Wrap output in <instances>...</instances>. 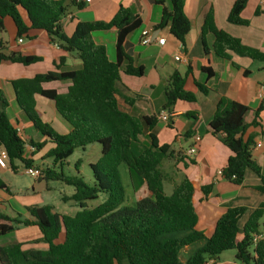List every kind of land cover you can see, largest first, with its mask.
Masks as SVG:
<instances>
[{
	"label": "trees",
	"instance_id": "16d2710c",
	"mask_svg": "<svg viewBox=\"0 0 264 264\" xmlns=\"http://www.w3.org/2000/svg\"><path fill=\"white\" fill-rule=\"evenodd\" d=\"M168 1L170 7L163 8L154 29L168 27L170 35L184 44L190 31V22L183 10L184 0ZM155 2L163 4L162 0ZM247 2L234 0L227 16L229 24L248 25L249 22L241 18ZM70 7L82 10L83 3L76 0H0V33L4 31V18L9 17L15 25L17 38H22L29 30H42L51 44L80 62L77 70L58 72L65 60L60 57L58 64L54 63L55 71L11 81L18 108L34 130L45 138L44 142H25L20 138L6 116L7 102L0 91V151L5 153L7 167L14 174L16 162L25 169H37L32 157L45 145H51L42 159H51L53 165L39 169L40 176L35 180L58 181L71 186L73 194L69 199L78 208L73 217L56 213L48 205L28 207L25 218L19 214L9 217L0 212V236L22 227L34 228L40 238L33 244L39 242L44 246L43 249H24L25 243L0 246V264H182L180 255L185 248H189V252L183 264H207L231 250L238 264H264V239L258 238L264 203L248 216L242 227L238 223L246 210L228 208L216 221L212 235L205 236L196 229L194 187L177 168L183 163L186 169L194 165V160L175 149L176 140L159 145L155 128L161 121L157 116L136 117L119 108L118 98L128 106L133 105L132 98L121 95L120 73L136 78L145 73L143 66L134 64L124 46L126 38L141 26L139 16L129 8L120 7L108 22H77L68 37L63 32L61 20ZM18 8L27 13L30 26H26ZM110 30L116 32L114 61L109 59L105 46L97 44L92 36L95 32ZM208 34L213 37L212 51L217 58L228 61L230 54H234L264 64V52L243 45L238 38L216 28L212 11L205 15L201 27L206 56L204 37ZM6 48V43L0 40V65L29 66L41 61L35 56L6 53ZM204 72L212 76L209 70ZM186 76L187 73L182 75L174 71L166 81L160 111H166L170 118L177 101L193 103L196 100L195 94L185 89ZM51 82L70 85L65 93L42 87ZM194 85L201 94L208 93L203 84L194 82ZM35 96L52 104L69 127L68 133L57 132L41 119ZM247 112L246 106L222 97L215 105L209 127L213 136L232 153L221 170V178L241 186L245 172L250 170L260 179V185L253 189L264 195V174L251 155L253 141L242 137L247 129L244 122ZM183 117L194 122L182 135L186 140L191 137L197 118L192 113ZM166 125L172 128L171 119ZM26 144L34 149L28 158L24 156ZM91 144L100 146V156L89 165L92 177L89 185L78 175H65L61 166L76 149ZM78 164L79 161L76 166ZM57 165L60 170L56 169ZM120 165L126 166L140 182L138 186L146 190V196L138 198L130 207L122 206L125 191L118 170ZM166 183L172 184L169 194L165 193ZM0 190L11 196L1 179ZM201 191L207 198L213 192V185L203 186ZM100 194L106 195L105 200L88 209L86 203L96 200Z\"/></svg>",
	"mask_w": 264,
	"mask_h": 264
},
{
	"label": "crops",
	"instance_id": "0c3cea01",
	"mask_svg": "<svg viewBox=\"0 0 264 264\" xmlns=\"http://www.w3.org/2000/svg\"><path fill=\"white\" fill-rule=\"evenodd\" d=\"M76 1L83 3V9L76 10L70 7L61 20L63 32L68 37L72 35L77 22H108L120 7L131 9L141 19V26L126 38L124 46L134 64L143 66L145 73L141 78L120 73L119 90L121 95L133 99V105L128 106L121 98H118L119 108L123 112L136 117L157 116L164 102V87L169 76L174 71L182 75L187 73L185 89L194 93L196 100L193 103L182 101L175 103L170 118L172 128L169 129L162 122H159L155 128L158 143L159 145L171 144L176 140L175 149L182 151L187 159L194 160V165H189L186 169H184L183 163H179L177 168L187 176L194 187L193 203L198 215L196 229L203 232L205 236L210 237L218 218L228 208L235 207H242L246 210L238 223L239 227H242L248 216L264 203V195L253 189L260 185V179L252 171L247 170L243 184L236 186L223 180L221 175H218L232 153L213 136L209 123L214 114L215 105L222 97L246 106L248 112L244 117V122L247 124V129L242 137L243 140L252 139V158L261 167L264 174V93L262 92L264 87V64L234 54H230V60L228 61L217 58L212 51L213 37L210 34L204 37L208 53L206 56L201 41V27L205 15L212 11L217 29L238 38L243 45L264 52V0H248L245 9L241 13V18L249 22L247 26L232 25L227 22V16L234 0H184L183 10L190 22V31L184 44H181L170 35L168 27L154 29L160 21L163 8L170 7L168 0H162V5L157 4L155 2L157 0ZM18 11L26 26H30L27 13L22 8H18ZM256 11H259V14H255ZM3 22L4 31L0 33V40L6 43V53L16 52L23 56H35L41 59V61L29 66L20 64L0 65V91L7 102L5 113L23 141L32 140L41 143L45 141V138L34 130L25 114L18 108L11 81L28 79L37 74L55 71L54 63L58 64L60 57H64L65 60L58 72L77 70L80 68V62L73 55L67 54L51 44L44 31L29 30L25 36L17 38L13 21L6 17ZM144 30L150 32L152 39L151 44L147 46L140 44L141 33ZM108 35H111V42L114 46V58L109 59L114 61L115 30L92 34L94 41L97 44L104 45L106 51L108 45L105 42V37ZM158 38L164 39L162 45L157 43ZM19 39H22L21 43L18 42ZM176 56L180 58L179 61L174 60ZM182 66L185 70H182ZM204 70H209L212 76H209ZM194 82L203 84L208 89V93L203 95L198 92ZM69 85L67 82H51L43 84L42 87L44 89H54L57 93H65ZM34 99L36 109L44 122L49 123L61 134L69 132V127L62 121L50 102L39 96H35ZM186 113L195 114L197 122L191 137L185 140L182 135L194 125L193 119L183 117ZM165 128L169 130L168 133H165ZM194 136H198L200 141L196 154L188 157L187 151L193 145ZM140 140L146 142L145 138ZM185 143L188 144L186 148H184ZM27 146L30 145L26 144L24 156L28 158L32 152L26 148ZM50 147L49 144L45 145L39 153L32 157L34 165H37L35 164L37 160L43 161L42 157ZM184 162L187 163L186 160ZM14 165L17 167L16 173L23 169L21 172L25 174V168L21 164L16 162ZM7 172L14 174L8 167H0V179L6 186L8 184L4 182L2 175ZM208 185H213V192L205 198L201 187ZM10 201H12V193L10 196L0 190V207ZM260 223L258 238L264 239V217ZM25 229L36 232L34 228ZM35 236V239L40 238L39 233H35ZM30 240V238L12 239L8 242H0V246L25 243ZM25 245H23L24 249L35 248V244L32 247H25ZM207 264L238 263L236 261L221 260L220 255L217 260H210Z\"/></svg>",
	"mask_w": 264,
	"mask_h": 264
},
{
	"label": "rangeland",
	"instance_id": "374dc122",
	"mask_svg": "<svg viewBox=\"0 0 264 264\" xmlns=\"http://www.w3.org/2000/svg\"><path fill=\"white\" fill-rule=\"evenodd\" d=\"M105 38V42L108 45V55L112 60L114 58V46L111 42V35H108ZM181 68L182 70L184 69L183 66ZM165 129V133H168L169 130H167V128ZM187 145L188 144L185 143L184 148H186ZM140 147L141 145H139V148ZM99 156L100 146L98 144H91L84 149H76L74 153L63 163L61 170L67 176L78 175L84 180L85 183L91 185L92 177L89 164L95 162ZM78 161L79 164L76 166ZM35 164H37V169H45L51 168L53 161L51 159H45L43 161L37 160ZM56 169L60 170L58 165L56 166ZM118 170L125 191V201L122 206H133L137 198L146 196V191L144 190L145 187L142 185L138 186L140 182L136 180V176L131 174L126 166L120 165ZM21 171L15 174L7 172L5 175H2L4 182L8 184L7 186L12 193V201H10L8 204H5L3 207H0L1 213L9 217H15L16 214H19L22 216V218H25L28 216L26 210L28 207H41L48 205L51 206L53 211L56 213L69 217H73L75 215V213L78 211V208L75 203L69 199L73 194V188L71 186L65 185L64 183L58 181H49L48 183H44L43 181L37 182L35 178L23 174ZM31 187H33V189H31ZM171 188L172 184L166 183L165 193L169 194ZM64 198H68L69 200L64 201ZM105 198L106 195L100 194L96 200L88 201L86 206L88 209L95 208L101 204ZM35 233H38L37 229L36 232H34V230H27L22 227L12 233L1 236L0 242H8L12 239L17 240L19 238H30L31 240L29 242H25V247H32L34 240H37L35 239ZM43 247L44 246L39 242L35 244V248L42 249ZM188 252L189 248H185L180 255V261L182 264L185 262ZM221 260L234 262V251L231 250L223 252L221 254Z\"/></svg>",
	"mask_w": 264,
	"mask_h": 264
},
{
	"label": "built area",
	"instance_id": "2783aa9c",
	"mask_svg": "<svg viewBox=\"0 0 264 264\" xmlns=\"http://www.w3.org/2000/svg\"><path fill=\"white\" fill-rule=\"evenodd\" d=\"M86 1H89V0H86ZM18 42L21 43L22 39H19ZM151 42H152V39L150 37V32L148 30L142 31L141 37H140V44L142 46H147V45H150ZM157 43L162 45L164 43V39L158 38ZM174 60L179 61L180 58L178 56H176V57H174ZM262 92L264 93V87L262 88ZM157 118L159 121L167 124L168 120L170 119V115L166 111H160V113L157 115ZM199 141H200V139L198 136L193 137V145L187 151L188 157H192L196 154ZM26 148H28L29 151H31V152H33V150H34L31 146H27ZM6 162H7V159H6L5 153L0 151V167L6 168L7 167ZM24 172L26 175L33 177V178H37L40 176V170L36 169V168H28V169H25ZM218 175H221V171L218 172Z\"/></svg>",
	"mask_w": 264,
	"mask_h": 264
}]
</instances>
